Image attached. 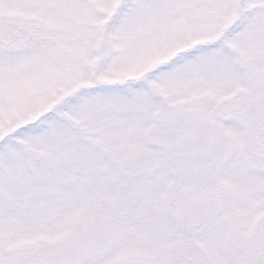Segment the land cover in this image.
Wrapping results in <instances>:
<instances>
[{
  "label": "snow or ice",
  "instance_id": "1",
  "mask_svg": "<svg viewBox=\"0 0 264 264\" xmlns=\"http://www.w3.org/2000/svg\"><path fill=\"white\" fill-rule=\"evenodd\" d=\"M0 264H264V0H0Z\"/></svg>",
  "mask_w": 264,
  "mask_h": 264
}]
</instances>
